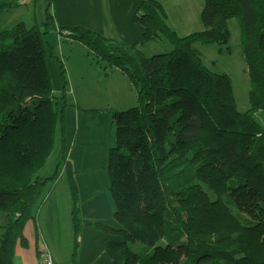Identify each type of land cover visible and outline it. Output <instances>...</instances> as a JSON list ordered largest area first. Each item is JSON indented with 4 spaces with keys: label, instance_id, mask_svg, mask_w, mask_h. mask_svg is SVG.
<instances>
[{
    "label": "trees",
    "instance_id": "obj_1",
    "mask_svg": "<svg viewBox=\"0 0 264 264\" xmlns=\"http://www.w3.org/2000/svg\"><path fill=\"white\" fill-rule=\"evenodd\" d=\"M203 29L178 36L162 4L142 0L131 20L142 29L126 45L76 26L56 28L48 2L41 26L18 22L0 30V264H15L17 245L49 182L67 175L78 247L77 188L64 128V93L52 94L46 65L50 28L86 46L105 70H118L136 87L137 107L112 112L109 192L119 228L85 223L120 235L105 252L112 264H264V0H204ZM17 5L0 0V15ZM240 31L250 109H236L231 80L205 68L196 43L226 45L228 22ZM163 38L171 51L145 57L140 47ZM64 69L61 74L64 76ZM64 80V78H63ZM64 85L65 80H64ZM65 88V86H64ZM64 92V90H63ZM61 159L51 177L38 172L55 145ZM140 243L139 251L128 243Z\"/></svg>",
    "mask_w": 264,
    "mask_h": 264
},
{
    "label": "rangeland",
    "instance_id": "obj_2",
    "mask_svg": "<svg viewBox=\"0 0 264 264\" xmlns=\"http://www.w3.org/2000/svg\"><path fill=\"white\" fill-rule=\"evenodd\" d=\"M37 1L40 0L34 2ZM203 3H199L193 24L181 26L172 24L171 21V31H175L181 37L201 31L203 25L199 16ZM13 10L7 9L0 15V30L12 28L20 19L23 20L26 28H31L36 24L41 26L45 21L42 18L40 5L34 12V20L26 17L24 10L17 12ZM18 15L21 18H17ZM238 27L235 19L228 22L230 39L226 45L196 43L194 46L200 52L205 68L217 74H226L229 77L236 109L238 113H243L250 109V104H248L250 83L246 66H244ZM45 41L50 48L46 56V65L52 94L59 98L64 93L66 102L64 109V128L68 134V136L66 134V147L73 162V179L78 198V218L83 222L79 238L82 236V241L85 240V242L82 247L78 244L76 252L74 251V230L69 217L67 220L62 218L55 231L51 229L49 232L45 231L42 224V216H44L46 208L42 205L43 200L53 186L59 184L61 187L62 182L67 186V175L64 172L56 181L47 183L39 199L35 209V218L36 221L38 220L37 229L39 228L41 233L43 229V239L46 241L47 251L55 264H112L105 252V246L111 241H121L122 237L115 234H105L87 227L85 223H101L112 226V219L109 214L110 211L114 210V202L109 192L107 173L108 151L114 144L115 132L112 112H121L128 108L137 107V90L125 74L122 77L116 71L105 70L102 64L97 63L94 55L86 46L61 37L56 28L48 30ZM171 49L172 46L163 38L155 42L145 43L140 47L145 57L167 53ZM62 68L65 72L63 77ZM63 78L66 85H64ZM253 116L264 125L263 113H256ZM56 134L55 142L60 135V126ZM56 143L44 167L38 172V176L42 179L53 175L55 167L61 159L60 154L57 156L58 150L59 152L61 150ZM59 143L61 144L60 140ZM91 183L95 185L91 190L93 193L87 194L88 189L85 186ZM99 211L109 217L110 221L98 222L97 214ZM60 213H62V208L58 214ZM5 223L4 215H0V237L2 226ZM116 226L119 228L117 223ZM35 232L34 222L29 221L24 231L29 241V248L24 251H29L28 255L31 259H35ZM128 245L134 251H139L142 246L140 243L133 244L131 242ZM14 263L18 264L17 256H14Z\"/></svg>",
    "mask_w": 264,
    "mask_h": 264
},
{
    "label": "crops",
    "instance_id": "obj_3",
    "mask_svg": "<svg viewBox=\"0 0 264 264\" xmlns=\"http://www.w3.org/2000/svg\"><path fill=\"white\" fill-rule=\"evenodd\" d=\"M11 1H13L17 5V7L10 9H14L13 11L15 12L19 10L26 11L25 16L30 18L31 20H34V12L37 11L39 5L41 7L42 18H44L45 20L47 5L48 2H50V12L54 17V25L56 28L81 26L94 31L105 38L117 42H122L126 45L139 42L141 39L142 29L131 19L137 9L136 6H138L142 0H40L37 2H34L35 0ZM156 1H159L162 4L161 6H163L166 13V22L170 28L172 27V24L181 26H190L191 24H193L196 19L197 10L200 5L199 3L204 2V0ZM17 18H21L20 15H18ZM171 21L173 22L172 24L170 23ZM19 22L24 23L23 20L21 21V19ZM112 71H116L117 73L121 74L122 77H124V74L120 71ZM66 134L67 133L65 131V136ZM59 140L60 138L58 137L56 141L57 143H55L57 144L58 148L60 147L61 150V144L59 143ZM59 154L61 155V151L59 152L58 150L57 156ZM68 160L73 167V162L69 155ZM85 187H87L88 189L86 193L92 194L93 192L91 190H93L95 185L91 183L89 185H86ZM42 205L43 207H46L44 216H42V224L44 225V230L48 232L50 229L52 231H55L57 229L56 227L59 225V223H61L62 218L67 220V218L69 217L70 219L71 200L68 187L63 184V182L61 187H59V184L53 186L46 194ZM61 208L62 213L58 214ZM109 215L112 219V227L117 228L116 222L113 218V210L110 211ZM97 218L98 222L110 221L109 217L103 215L101 211L98 212ZM27 224L28 222L26 223L25 228ZM26 240L27 247L22 248L21 246L17 245L15 248L14 256H17L18 264H38V249L41 245H44L46 248V241L45 239H43V229L42 233L39 232V228L37 229L35 241V259H31V257L28 255L29 251H24L29 248V241L27 238ZM78 242L79 246L82 247L85 240L82 241L81 236Z\"/></svg>",
    "mask_w": 264,
    "mask_h": 264
},
{
    "label": "built area",
    "instance_id": "obj_4",
    "mask_svg": "<svg viewBox=\"0 0 264 264\" xmlns=\"http://www.w3.org/2000/svg\"><path fill=\"white\" fill-rule=\"evenodd\" d=\"M38 264H55L44 245L38 249Z\"/></svg>",
    "mask_w": 264,
    "mask_h": 264
}]
</instances>
